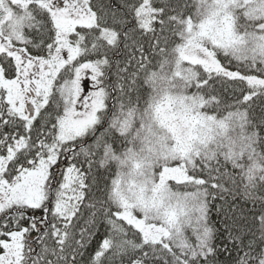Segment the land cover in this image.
Returning a JSON list of instances; mask_svg holds the SVG:
<instances>
[{
  "label": "snow or ice",
  "instance_id": "6c2138e0",
  "mask_svg": "<svg viewBox=\"0 0 264 264\" xmlns=\"http://www.w3.org/2000/svg\"><path fill=\"white\" fill-rule=\"evenodd\" d=\"M0 264H264V0H0Z\"/></svg>",
  "mask_w": 264,
  "mask_h": 264
}]
</instances>
